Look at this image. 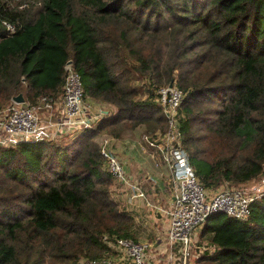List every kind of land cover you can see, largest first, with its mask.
I'll use <instances>...</instances> for the list:
<instances>
[{"label":"trees","instance_id":"1","mask_svg":"<svg viewBox=\"0 0 264 264\" xmlns=\"http://www.w3.org/2000/svg\"><path fill=\"white\" fill-rule=\"evenodd\" d=\"M27 1L0 0V108L17 94L28 105L57 98L70 61L83 100L115 112L65 141L0 146V264H78L101 257L103 237H129L95 138L163 132L153 90L168 82L183 92L178 129L204 187L262 172L264 0ZM200 234L218 249L199 262L264 264V193L247 220L213 213Z\"/></svg>","mask_w":264,"mask_h":264},{"label":"built area","instance_id":"2","mask_svg":"<svg viewBox=\"0 0 264 264\" xmlns=\"http://www.w3.org/2000/svg\"><path fill=\"white\" fill-rule=\"evenodd\" d=\"M6 29L13 31V26L3 22ZM61 93L57 98L42 97L36 105L14 102L0 108V146H13L20 141L56 140L62 132L74 125L89 127L90 118L84 112L82 87L79 75L73 70L70 61L63 66ZM154 101L161 108L166 129L154 140H146L149 148L158 149L162 160L172 171V207L167 211L168 224L166 237L169 243L182 256L176 264H195L193 259L207 250L212 253L215 247L207 241L190 243L193 230L201 226L213 213H222L227 217L245 221L250 215V203L262 193L259 185L242 182L236 185H223L209 193L190 166L188 155L181 145L178 129L177 108L183 92L174 84L154 89ZM59 100L61 110L54 120L44 116L43 110L50 107L53 100ZM103 168L118 184H125L134 190L136 196L142 195L135 184L126 178L118 158L108 148V139L103 137L98 142ZM118 252L121 264H147L148 244L128 238H102ZM189 255L194 256L189 259ZM192 260V261H191ZM78 264H119L110 257L91 258Z\"/></svg>","mask_w":264,"mask_h":264},{"label":"crops","instance_id":"3","mask_svg":"<svg viewBox=\"0 0 264 264\" xmlns=\"http://www.w3.org/2000/svg\"><path fill=\"white\" fill-rule=\"evenodd\" d=\"M83 105L86 117L90 118V125L98 118L112 115L115 112V108L106 103L84 102L83 100ZM60 110V101L56 99L50 103V107L44 112V115L55 119ZM78 129L80 127L74 125L62 136L69 138ZM140 132L141 125H138L133 129L122 130L116 137L100 134L95 138L97 143L103 137L108 139V148L118 158L126 178L130 184H135L142 193V195L136 196L130 187L112 181L109 194L118 209L130 216V225L127 230L128 239L148 244L145 254L147 264H176L181 261L182 256L166 237L169 219L167 211L172 207V171L162 160L161 152L158 149L147 148L141 144ZM60 137L61 135L56 140ZM223 185L228 184L222 183L216 188H205L211 193ZM201 228L202 225L192 232V236H195L199 244L203 241L209 242L206 236L200 234ZM209 244L215 247L212 253H208L206 250L195 259L190 255L189 259H193L195 264H205L203 261L199 262L198 259L210 256L218 249L215 244L211 242ZM105 246L106 250L101 257H110L119 264L126 261L119 259L118 252L111 245L105 242Z\"/></svg>","mask_w":264,"mask_h":264},{"label":"rangeland","instance_id":"4","mask_svg":"<svg viewBox=\"0 0 264 264\" xmlns=\"http://www.w3.org/2000/svg\"><path fill=\"white\" fill-rule=\"evenodd\" d=\"M5 2H8L9 3V5H16V4H22V2H23V4L24 3H26L27 4V0H4ZM29 2H30V0H29ZM22 4V5H23ZM142 83V84H141ZM169 83H172L173 84V82H168L167 84H165V85H163V86H167ZM138 86H139V92H140V95H139V97L140 98H144L145 96H146V93H145V91H144V88L142 87L143 85L145 86V81L144 80H142V81H140V82H137L136 83ZM141 84V85H140ZM154 91V90H153ZM85 101H90V100H87V99H84V102ZM17 103H23V102H17ZM91 109V108H90ZM48 110V109H47ZM46 110H43V114H44V112H45ZM99 114V113H98ZM45 116V115H44ZM49 118V120H54V119H52L51 117H48ZM198 127L200 126V125H197ZM152 127V128H151ZM165 129H166V124L164 123L163 124V132L165 131ZM152 130V131H151ZM156 129L154 128V126H152L151 124H149V126L148 125H145V124H143V125H141V132H140V140H141V144H144L147 148H149L148 147V145H147V143H146V140L144 139V137L147 139V140H154L158 135H161V134H163V132H161V133H158L157 131H155ZM203 129H200V132L202 131ZM154 132H156V133H154ZM63 133L64 132H62L61 133V136L63 135ZM200 134L201 133H199L198 131L197 132H195V136H200ZM62 140H66V138L64 139V137L63 138H61ZM68 140V139H67ZM181 145H182V148L185 150V148H184V146H183V144H182V138H181ZM185 152H186V150H185ZM187 153V152H186ZM191 166V165H190ZM192 167V166H191ZM205 167V166H204ZM204 167H202V168H204ZM192 169H193V167H192ZM194 170V169H193ZM246 182H248V185H249V183H250V185H259V187H260V189H261V193H264V164H263V170H262V172L260 173V174H258V175H256L254 178H252V179H250V180H248V181H246ZM111 186V185H110ZM195 239V236L193 237L192 236V234H191V237H190V243H192L193 242V240ZM190 256V255H189ZM78 260L79 261H82L83 260V258L81 257V256H79V258H78ZM77 260V261H78Z\"/></svg>","mask_w":264,"mask_h":264},{"label":"water","instance_id":"5","mask_svg":"<svg viewBox=\"0 0 264 264\" xmlns=\"http://www.w3.org/2000/svg\"><path fill=\"white\" fill-rule=\"evenodd\" d=\"M172 83H169L168 86H170ZM14 102H23V97L21 94H17L11 98Z\"/></svg>","mask_w":264,"mask_h":264}]
</instances>
